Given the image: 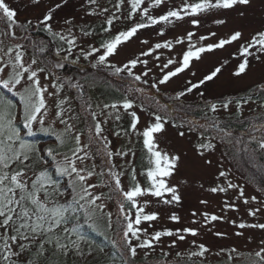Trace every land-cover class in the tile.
Instances as JSON below:
<instances>
[{
	"label": "snow or ice",
	"instance_id": "snow-or-ice-1",
	"mask_svg": "<svg viewBox=\"0 0 264 264\" xmlns=\"http://www.w3.org/2000/svg\"><path fill=\"white\" fill-rule=\"evenodd\" d=\"M31 2L38 5L40 0H31ZM63 2L66 3L67 0ZM88 2L97 4V0H88ZM124 3L125 0H118L115 5L116 10L120 11ZM164 3L165 0H153L152 7H159ZM250 3L251 0H196L192 3L185 0L179 9H170L165 14L155 17L149 14L148 7H141L144 0H130L127 17L113 13L105 19L107 27H103V31L110 33L115 21L122 18L132 20L137 13H140L142 19L136 21L126 31H119L110 39L102 41L100 47L90 45L88 50L81 48V54L86 59L96 56L95 66L110 67L115 75L127 72V75L133 77L135 81L146 84L147 80H142V77L148 76L150 69L141 75L134 74L132 69L137 64H143L146 68L147 60L132 59L122 67L109 63V57L117 54L118 47L134 37L139 30L161 23H174L185 17H192V25L199 26L200 20L195 17L201 14L234 10L237 6H247ZM61 6L62 4L58 3L49 8L37 22V27L42 25L53 39L66 43L68 47L65 51L70 56L73 49L78 47L72 20L64 21V24L68 25L67 34L65 31H56L52 23L54 12ZM108 11L107 8H101L99 12L94 10L89 14L100 15ZM240 15H243V12ZM16 17L17 12L6 0H0V25H2L0 27V88L19 97L17 104L0 92V264H92L97 260V253H104V249L95 245L83 228L87 225L96 231L102 220L109 229L113 227V213L106 210V201L113 199V193L120 196L117 201V223L121 226V239L119 242L113 241L120 250V264H133L138 249L154 250V241L159 242L163 236H176L180 241L185 240L180 230L156 231L150 239H141L142 235H147V229L141 227L142 223L157 220L158 213H146L145 209L150 201L145 200L141 203L140 198L151 195L159 197L160 202L169 205L178 204L181 200L177 186L169 183L180 157L169 155L160 149L155 135L164 131L167 122L165 117L153 113L154 123L149 124L141 132L137 130L139 116L135 111L129 113L130 130L142 137V146L146 149V170L141 173L145 178L146 186H142L131 161L121 170H117V165L114 163L115 157L123 158L131 155L134 158L135 152L130 148L128 151L114 152L110 147L111 142L104 135L103 127L109 119L120 120L119 108L122 107L128 112L134 107L133 101L125 97L122 104L105 103L102 106L97 104L95 108L98 111L93 110L91 98L84 99L82 91L84 86L79 83H69L70 88H76L81 92L80 99L83 100L82 111L76 112L72 106V98L63 94L64 79L49 70L46 60L41 58L46 46L42 41L37 42L27 35L28 29L32 27V21L21 23ZM213 22L222 25L226 20L217 18ZM17 28L22 29L25 35L17 36ZM80 31L83 36L91 35L83 28ZM158 34L163 35V30ZM194 35V32H188L186 37L176 39L177 44H183L186 39L189 42L188 48L182 54L179 66L167 72L159 80V84H166L171 78L188 69L192 60H199L203 53L222 49L226 45L240 41L243 33L237 30L227 38L220 39L218 43L202 45L198 48L192 42ZM210 35L215 36L216 33L212 32ZM208 38L201 36L199 40ZM24 40H28L33 49L32 58L27 63L25 44L21 42ZM172 47V41L156 43L153 48L141 55H151L157 49ZM238 51L242 61L234 72L237 77L246 72L249 57L257 61L264 58V30L256 32L250 40L242 43ZM97 53L99 55H96ZM173 63L175 61L169 59L164 67L167 68ZM62 67L61 63L52 65L53 69ZM220 71L221 67L215 68L197 84L189 81L190 87L186 92H192L205 82L213 80ZM42 73L44 83L41 80ZM53 80L55 82H52ZM152 87L155 88L156 85ZM136 91L143 92L144 89L138 88ZM179 95L183 96L185 92ZM49 98H54V106L49 105ZM257 101L259 103H256ZM249 102L255 103L256 106L249 110L251 115L244 116L245 106ZM208 108L212 115L205 113L204 123L191 121L189 126V131L195 132L199 138V142L194 145L197 154L204 157L206 152H214L217 145H222L243 162L252 164L259 171H264V85H259L256 90H251L242 97L209 103ZM232 108H235V112L231 111ZM107 109L112 111H105ZM221 111L227 114L224 120L217 115ZM80 124H84L85 127H80ZM237 125H240L239 129ZM36 126L55 138L53 144L41 148L27 138L34 134ZM179 134L184 136V132ZM115 135L120 136V132H116ZM97 158L101 160L103 167L96 164ZM205 163L210 165L212 161L205 160ZM126 173L129 176L127 187L122 183V177ZM94 177L99 182H94ZM219 177L225 178L226 185L212 187L209 191L217 193L236 189L237 199L244 197L243 187L227 180V171H220L218 179ZM104 188L108 189V193L100 191ZM260 190L264 193V187ZM165 194L170 198H166ZM250 199L259 203L255 196ZM243 202L247 204L249 199H244ZM225 207L237 210L234 204L227 202ZM259 211V208L250 209L249 215L255 216ZM203 215L206 223L209 220L223 219L216 215L209 217L207 213ZM170 219L179 221L176 214H172ZM232 223L235 224V221ZM237 227L264 230V223H240ZM183 232L192 236L199 234L198 230L193 228H185ZM216 235L223 234L216 233ZM236 235H243V232H237ZM133 240L137 243L133 244ZM192 243L195 245V241ZM175 246L176 242L173 241L170 247ZM195 247L198 250L188 253L189 258L204 257L210 251L204 244ZM164 255L168 254L164 253ZM183 255L180 252L176 253L181 260ZM233 260L238 264H264V240L260 241L259 250L254 252L242 253L235 248L231 249L229 264Z\"/></svg>",
	"mask_w": 264,
	"mask_h": 264
},
{
	"label": "rangeland",
	"instance_id": "rangeland-1",
	"mask_svg": "<svg viewBox=\"0 0 264 264\" xmlns=\"http://www.w3.org/2000/svg\"><path fill=\"white\" fill-rule=\"evenodd\" d=\"M6 2L17 12L16 19L19 22L32 21V27L28 29L27 35L32 40L42 41L46 46V51L41 54V58L46 60L49 70L64 79L63 94L72 98V106L76 112L82 111L83 100L80 99L81 92L76 88H70L69 83H79L84 86L82 90L84 99L91 98L93 110L98 111L95 108L97 104L101 106L105 103L122 104L125 97L133 101L134 107L128 112H125L122 107L119 108L120 120L109 119L103 127L105 128L104 135L111 142L110 147L114 152L128 151L129 148L135 152L134 158L131 155L123 158L115 157L114 163L117 165V170H121L131 161L132 166L136 169L137 179L142 186H146L145 178L141 175L146 170V149L142 146V137L135 135L130 130L131 117L129 113L135 111L139 116L140 122L137 125V130L141 132L149 124L154 123L153 113L165 117L167 121L164 131L155 135L160 149L169 155L180 157L169 183L177 186L181 200L178 204L169 205L160 202L159 197L151 195L140 198L141 203L145 200L150 201L145 209L146 213H158L157 220L142 223L141 227L147 229V235H142L141 239H150L156 231L172 230L176 232L180 230V234L185 236V240L180 241L176 236H163L159 242L154 241V250L138 249L133 264H229V253L233 248L242 253L259 250L260 241L264 240V230L258 228L240 229L237 225L240 223H264V193L260 190L264 187V178L259 180L258 177L261 175L256 176L253 173L257 170L255 166V170L249 168V164L231 154L222 145H217L214 152H206L204 157L198 155L194 145L199 142V138L195 132L189 131V126L191 121L205 122L204 119L194 116L196 112L203 111L209 116L212 115L208 108L209 103H213V101L218 103L216 102L218 99H235L237 96H245L251 90H256L259 85H264V58L257 61L255 58L249 57V66L246 72L239 77L234 75L242 61L238 51L241 44L250 40L256 32L264 30V0H251L249 5L237 6L234 10L201 14L199 17H195L200 20L199 26L192 25V17H185L183 20L174 21V23H161L139 30L134 37L118 47L117 54L109 57V63L122 67L132 59L147 60L146 68L143 64H137L132 69L136 75H141L150 69L148 76L142 77V80H147L146 84L135 81L133 77L127 75V72L115 75L114 70L110 67L95 66L96 56L86 59L81 54V48L88 50L90 45L100 47L102 41L110 39L119 31H126L136 21L142 19L140 13H137L132 20L122 18L115 21L110 33L103 31V27H107L105 19L113 13L117 16L127 17L130 11V0H125L120 11H117L115 7L118 0H97V4H90L88 0H67L66 3L63 0H40L38 5L33 4L31 0H6ZM188 2L192 3L196 0H188ZM58 3L62 6L53 14V27L56 31H65L67 34L68 25H65L64 21L72 20L73 31L77 36L78 47L73 49L70 56L65 51L68 47L66 43L53 39L42 25L37 27V22L47 10ZM152 3L153 0H144L141 7H148L150 15L159 17L170 9H179L185 0H165V3L159 7H152ZM101 8H107L109 11L100 15L89 14L94 10L99 12ZM241 12L243 15H240ZM217 18L225 19L226 23L215 24L213 21ZM81 28L90 32L91 35L83 36ZM40 30L46 34L40 33ZM161 30H163V35L158 34ZM237 30L243 33L240 41L226 45L222 49L203 53L199 60H192L188 69L171 78L166 84H159V80L167 72L173 71L179 66L182 54L188 48L189 42L186 39L183 44L176 43L178 37H186L188 32H194L192 42L198 48L202 45L218 43L220 39L227 38ZM212 32H215L216 35L211 36ZM16 33L17 36L25 35L19 28L16 29ZM201 36L209 38L200 41L199 37ZM143 41H147V43H143ZM165 41H172L173 47L157 49L151 55H141L153 48L156 43ZM21 42L25 44L27 52L25 62L27 63L32 58L33 49L28 40ZM169 59L174 60L175 63L165 68L164 65ZM55 63H61L63 67L53 69L52 65ZM217 67H221V71L213 80L205 82L193 89L192 92H186V89L190 87L189 81L192 84H197ZM43 76L42 73V83H44ZM152 85H156V87L153 88ZM138 88H143L144 91H136ZM0 92L12 99L14 103L19 104L18 96L3 88H0ZM181 92H185V95L180 96ZM48 103L50 106H54V98H49ZM201 104L204 105L201 106ZM255 106V103L249 102L245 106L244 116L251 115L249 110ZM231 111L235 112V108H232ZM217 115L221 120L227 118V114L223 111ZM100 119H104V117H100ZM80 127H85V125L80 124ZM116 132H120V136L115 135ZM180 132H184V136H181ZM43 134L50 135L40 130L39 126L34 128L33 135ZM29 140L43 148L53 144L55 138L51 136L49 140L34 141L32 138ZM129 141L131 142L129 143ZM209 159L212 161L210 165L205 163V160ZM96 164L103 167L99 158H97ZM99 170L100 168L97 169V171ZM220 171H227V180L243 187L244 197L237 199L238 190L236 189L217 193L209 191L212 187L226 185L224 177L218 179ZM260 173L264 174V171H260ZM93 180L99 182L95 177ZM128 180L129 176L126 173L122 177L125 187H127ZM100 191L108 193L107 188ZM165 195L166 198H170L168 194ZM252 196H255L259 203L251 201ZM119 199V194L113 193V199L106 201V210L113 213V227L109 229L103 220L99 222V229L95 232L102 237V241L98 243L91 240L95 245L103 248L104 253H97V260L92 264H120V250L113 244V241L119 242L121 239V226L117 223V201ZM244 199H249V203L245 204ZM201 201H207V203H201ZM225 202L234 204L237 210L226 208ZM256 208H259L260 211L255 216L249 215V210ZM134 212L133 209V216ZM204 213L209 214V217L216 215L223 219L209 220L206 223ZM172 214L179 217L178 222L170 219ZM232 221H235V224ZM185 228L197 229L199 234L192 236L183 232ZM237 232H243V235H236ZM216 233L223 235L217 236ZM173 241L176 242V246L170 247ZM193 241H195V245L204 244L210 251L204 257L189 258L188 253L198 250L192 243ZM135 243L137 242L133 240V244ZM177 252L184 254L183 260L176 256ZM164 253L168 255L165 256ZM231 264H238V262L233 260Z\"/></svg>",
	"mask_w": 264,
	"mask_h": 264
},
{
	"label": "trees",
	"instance_id": "trees-1",
	"mask_svg": "<svg viewBox=\"0 0 264 264\" xmlns=\"http://www.w3.org/2000/svg\"><path fill=\"white\" fill-rule=\"evenodd\" d=\"M40 33H42V34H46L43 30H40L39 31ZM46 40H49V39H46ZM48 42V41H47ZM48 44H49V42H48ZM51 45V44H50ZM237 97H240V96H237ZM236 97V98H237ZM242 97V96H241ZM221 100H225V99H218L216 102H219V101H221ZM209 102H211V101H209ZM213 103H215V101H213ZM204 104H201V106H203ZM191 106V105H190ZM197 110V109H196ZM198 111V110H197ZM201 111H202V109H201ZM204 115H205V112H196V114L194 113V116L195 117H197V118H202V119H204ZM224 119H226V118H224ZM223 119V120H224ZM233 119V123H235V117L234 118H232ZM246 126V125H245ZM238 129H239V127H240V125H237L236 126ZM50 135H33V136H29L28 138L29 139H33L34 141H37V140H41V139H43V140H49L50 139ZM248 164V163H247ZM252 164H249V168H252V169H254V166H251ZM255 170V169H254ZM254 173V175H256V176H258L259 174L261 175V176H259L258 178H259V180L260 179H262V178H264V174H261L260 173V171L259 170H256V171H254L253 172ZM83 231L85 232V234L90 238V239H93V240H95L96 242H98V243H100L101 241H102V237L100 236V235H97L96 234V232L94 231V230H92L91 228H89L87 225H85L84 226V228H83Z\"/></svg>",
	"mask_w": 264,
	"mask_h": 264
}]
</instances>
